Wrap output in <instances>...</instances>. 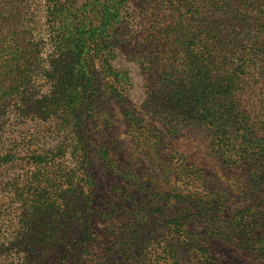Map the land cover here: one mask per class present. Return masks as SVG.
I'll use <instances>...</instances> for the list:
<instances>
[{
	"label": "trees",
	"instance_id": "16d2710c",
	"mask_svg": "<svg viewBox=\"0 0 264 264\" xmlns=\"http://www.w3.org/2000/svg\"><path fill=\"white\" fill-rule=\"evenodd\" d=\"M138 1L0 0V264H78L94 244L99 94L128 98L130 73L117 68L127 48L167 137L197 129L221 160L251 165L264 212V0H150L140 14ZM126 116L135 141L152 144L146 121ZM188 147L174 148L177 166L193 161ZM97 151L116 168L113 150ZM165 196L157 211L167 217L181 199ZM191 211L172 224L182 231ZM228 225L233 237H252L242 221Z\"/></svg>",
	"mask_w": 264,
	"mask_h": 264
},
{
	"label": "rangeland",
	"instance_id": "374dc122",
	"mask_svg": "<svg viewBox=\"0 0 264 264\" xmlns=\"http://www.w3.org/2000/svg\"><path fill=\"white\" fill-rule=\"evenodd\" d=\"M145 1L151 2L139 0L131 9L140 14L147 7ZM135 19L138 22L139 17ZM119 52L117 68L130 73L128 98L118 101L105 89L99 94L96 145L91 153L96 181L95 242L78 264H158L167 254L171 258L179 255L174 264H264V212L257 201L256 172L246 162L236 167L221 160L212 139L197 129L189 128L184 139L167 137L163 114L147 103L150 87L140 62L134 59L136 53L129 48ZM131 110L146 121L152 144L139 145L131 135L132 124L126 116ZM260 117L264 122V112ZM259 138L264 140V136ZM178 146L195 149L188 155L193 160L188 165L175 164L179 157L174 148ZM157 147L160 150L155 152ZM101 148L113 150L116 168L99 157ZM191 173L202 177L191 178ZM163 195L181 199V203L167 204V217L157 211L166 206L160 199ZM200 204L209 205L210 212L198 213ZM181 209L193 210L186 213L188 220H181L185 223L182 231L172 224ZM232 219L250 227L252 237H233L227 231Z\"/></svg>",
	"mask_w": 264,
	"mask_h": 264
}]
</instances>
